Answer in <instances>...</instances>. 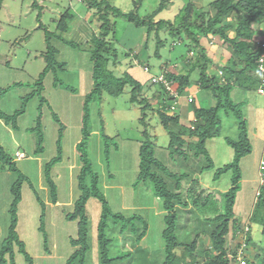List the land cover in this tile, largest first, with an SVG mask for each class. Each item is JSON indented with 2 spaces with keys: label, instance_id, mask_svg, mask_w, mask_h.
<instances>
[{
  "label": "rangeland",
  "instance_id": "1",
  "mask_svg": "<svg viewBox=\"0 0 264 264\" xmlns=\"http://www.w3.org/2000/svg\"><path fill=\"white\" fill-rule=\"evenodd\" d=\"M108 1L112 6L128 13L134 10V3L139 0ZM199 1L204 5L202 11L209 12L210 5L216 0ZM33 2L34 0H5L0 11V112L13 115L23 107L24 99L33 93L34 84L47 66L46 30L55 34L51 43L58 51L56 60L64 64L63 70H56L63 85L56 86V73H48L43 92L46 102L42 103L38 96L30 99L25 113L18 118V129H12L10 126L12 134L5 133L3 125L0 124V145L33 186L32 188L28 182L23 184L22 201L18 211L17 232L25 243L27 252L35 264H66L76 251L71 243L72 239L78 238V221H69L67 215L74 211V203L81 195L78 175L82 162L76 147L83 138L85 99L94 86L91 41L93 36L100 32L101 22L98 9L93 8L90 0H38L42 7L40 21L38 14L41 8H33ZM162 2L165 8L156 21H167L178 28L184 24L187 14H190V20L195 22L202 13L196 6L198 0H142L139 14L142 17L151 15ZM68 9H71L76 17L70 21L66 32H60L57 30L59 20ZM110 19L115 28L109 39L118 52L114 69L118 75L128 72L139 81L144 87L141 97L147 98L153 108L149 111L148 124L155 137L156 158L170 172L190 175V179L182 183L184 195L190 197V207L188 210L179 211L177 235L179 241L186 246L196 243L198 260L203 263L204 249H212L211 232L214 224L209 218H212L217 210L221 212L224 205L222 194L231 188L233 179L232 172L224 173L219 178H215V174L217 169L234 161V150L227 144L225 137L239 138L238 122L233 114H222V135L208 140L206 144L214 168L206 169L201 177L193 178V169L189 163L183 157L172 156L170 153V136L160 124L157 113L161 100L154 97L157 92H161L162 87L152 82L153 76L162 74L167 66H174L179 73H183L187 68L188 58L194 54L189 53L186 46V43H190L186 33L181 30V34L177 35L171 33L170 28H164L154 29L147 36L146 28H138L123 17L112 15ZM41 25L44 29L40 28ZM263 29L264 26L261 31ZM256 36L258 40L264 38V34ZM195 50L201 53L200 48L195 47ZM144 66H148L150 71L146 72ZM18 83L22 85L16 86ZM190 88L192 91L194 86ZM257 90L256 88L245 92L237 88L233 93L235 103L244 104L243 113L253 145L252 153L241 161V189L234 208L238 224L244 232L249 226L248 221L264 181V95L259 94ZM199 93L198 98L196 97L198 106L215 105L216 101L209 92L201 90ZM246 94L249 97L248 102L244 99ZM130 98L131 89L127 87L119 97L104 92L101 100L91 104L88 153L94 171L100 175V188L112 211L122 213L128 218L133 215L140 216L148 225L146 237L138 243L136 236L131 233L121 235V225L115 226L111 221L107 230L108 237L112 239L110 256L116 257L124 252L132 253L126 260L114 264H163L166 259V241L163 234L167 213L162 200L154 194L151 185L136 184L143 127L139 122L140 106L131 103ZM178 106L181 110L187 109L191 113L192 104L189 103L187 95L181 98ZM177 112L181 113L180 110ZM54 115L58 116L65 129L62 160L51 171V177L58 186L61 203L57 206L51 201L44 176L46 164L59 155L58 140L61 127ZM38 117H41L40 122L45 134V152L39 156L35 154L36 136L28 131L37 126ZM103 130L111 139L109 159L105 155L106 144L101 136ZM16 151L23 153L24 158L17 160ZM198 163L206 165L203 159H199ZM16 180L17 175L3 167L0 162V245L8 236L11 226V187ZM200 193L204 201L208 200L206 211L197 210L194 205L192 196L194 194L200 197ZM37 195L46 204V210H43ZM87 214L90 251L86 264H102L98 239L101 203L98 199L89 200ZM253 230L254 240L248 247H244L243 238L234 239L233 232L228 236L232 250H239V264L244 263V256L254 260L255 255L264 249V236L260 227L254 225ZM44 234L47 235L48 242L45 241ZM239 245L243 246L239 248ZM244 249H247L245 255ZM183 252L182 248L176 250L178 257ZM16 262L28 264L20 252L16 254Z\"/></svg>",
  "mask_w": 264,
  "mask_h": 264
},
{
  "label": "trees",
  "instance_id": "2",
  "mask_svg": "<svg viewBox=\"0 0 264 264\" xmlns=\"http://www.w3.org/2000/svg\"><path fill=\"white\" fill-rule=\"evenodd\" d=\"M4 1L0 0V11ZM90 3L93 8L98 9V18L101 26L100 32L95 34L91 41L90 53L94 86L85 99L82 128L83 138L76 147L80 153L82 162L78 175V186L81 195L74 203V211L67 215L69 221H78V238L72 239L71 243L76 248V251L66 264H86L87 254L90 251L87 204L91 198H96L101 203L98 239L102 264H114L120 260L124 261L132 255L131 252H124L116 257L110 256L109 247L112 244V239L108 237L107 230L111 221L115 226L121 225L119 229L121 235L127 232L131 233L136 236L138 243L148 233L147 222L142 217L133 215L128 218L122 213H114L112 211L105 194L100 188V175L94 171L93 163L88 153L91 135V104L96 100H101L104 92L113 97H119L124 94L127 87L131 89V103L140 106L141 118L139 122L143 127V141L139 151V175L136 184L144 183L151 185L154 194L162 200L167 213L165 216L166 229L163 234L166 241V259L163 264H239V250H232L229 246L228 236L233 232L234 239H237V237L243 238L244 247L251 245L254 240V225L260 227L261 234L264 236V181L256 201V206L248 221V230L244 232L238 224L234 208L238 192L241 189V161L252 153L253 145L249 136L248 123L243 113L244 104L235 103L232 98V92L234 88L247 91L259 89L262 81H264V75L259 71L257 63L264 51V40L254 38L255 33L264 34V30L261 31L264 26V0H216L210 5L211 10L209 12L202 11L195 22H192L190 14H187L184 24L179 28L167 21H156L157 16L165 8L163 2L156 11L146 17H142L139 14L142 0L136 1L134 3V10L128 13H124L117 7L112 6L108 0H101L100 2L90 0ZM33 8H41L38 14V20L40 21L42 7L38 4V0H34ZM112 15L123 17L138 28H146L147 36L154 29L162 30L170 28L171 33L177 35H180L181 30H183L190 41V43H186V46L189 48V53L192 52L194 56L188 58L185 72L179 73L173 66H167L166 76L170 81L174 82L175 89L181 98L187 95L190 87L197 86L200 90L209 92L216 101L214 106L209 107L198 106L194 99L192 102L189 101L192 104V119L190 126H184L181 125V114L177 111H172V105L175 103L176 98L164 92L163 87L161 92L156 93L154 97L161 100L157 109L159 121L170 136L169 150L172 156L178 155L179 157H183L186 162L190 158L196 160L203 159L206 165L202 166L201 173L206 169L214 168L213 160L206 147L208 140L222 135V114H233L238 122L239 138L232 139L225 137L227 144L234 150V161L217 169L215 174V178H219L224 173L232 172L233 179L231 188L222 194L224 205L221 212L217 210L212 218H209V221L214 224V229L211 232L212 249H204L205 261L203 263L198 260L196 243L194 242L186 246L179 241L177 235L179 211L181 209L188 210L190 207V197L184 195L182 186L183 181L190 179V175L188 173L179 175L170 172L155 156V137L150 132L148 124L149 111L153 108L147 98L141 97L144 87L128 72L118 75L114 69V65L118 59V52L114 48L113 42L109 39L115 28L114 23L110 19ZM75 17L76 15L72 10L68 9L61 15L57 30L66 32L70 21ZM40 28L44 29L42 25ZM231 33L234 36H231ZM54 35V33L46 30L48 47L45 58L47 66L41 73L39 80L34 84L35 89L33 93L24 99L23 107L13 115L9 116L0 112V119L6 125L11 126L12 129H18V118L25 113L27 102L30 99L38 96L42 103L46 102L43 92L45 91L44 81L48 73H56L57 68L63 70L64 64H60L56 60L58 51L51 43ZM202 38H207L210 41H213L215 38L222 40L223 48L229 51L231 55L226 65L219 64L209 56L208 50L202 45ZM181 39L183 41V38ZM195 47L200 48L201 53H197ZM213 67L221 70L222 75L219 72H213ZM54 84L56 86L63 85L58 79L57 73ZM19 85L22 84L18 83L16 86ZM67 88L73 90L71 87ZM181 98L178 105L181 102ZM54 118L61 127L58 140L59 155L46 164L44 176L50 190L51 201L53 204H57L59 200L58 186L51 177V171L62 160V139L65 129L58 116L54 115ZM40 121L41 117H38L37 126L28 130L36 136L37 148L35 154L37 156L45 152V134ZM101 136L106 144L105 155L109 159V142L111 139L105 134L104 130L101 132ZM0 162L3 167L17 175V180L11 187L13 195V202L9 211L11 226L8 236L0 245V264H17V252L23 254L28 264H35L34 259L27 252L26 245L20 239L17 232L18 211L22 201V187L26 182L31 186L32 184L1 145ZM201 196H203L202 193H200V197L193 194L194 205L197 210L202 209L206 211L208 200L204 201ZM37 198L42 204L43 210H46V204L38 195ZM215 209H217V206ZM43 229L44 225L42 224L41 230L43 231ZM44 236L45 241L48 242L47 235L44 234ZM243 245H239L238 247L240 248ZM181 248L184 252L178 257L176 250ZM243 253L245 255L247 249H244ZM244 260L245 264H264V249L255 255L254 260H249L245 256Z\"/></svg>",
  "mask_w": 264,
  "mask_h": 264
},
{
  "label": "crops",
  "instance_id": "3",
  "mask_svg": "<svg viewBox=\"0 0 264 264\" xmlns=\"http://www.w3.org/2000/svg\"><path fill=\"white\" fill-rule=\"evenodd\" d=\"M196 6L202 11V9H204V5H203V2L202 1H199L197 2ZM257 33H255L254 35V38L256 36ZM231 36H234L233 33L230 34ZM260 35V34H258ZM258 39V38H257ZM202 42V45L204 48H206L208 50V54L209 56L216 62H218L219 64L221 65H226L227 62L229 61L230 59V53L229 51H227L226 49L223 48L222 46V40L219 39V38H215L213 41H210L209 39L207 38H202L201 40ZM207 44V45H206ZM174 67V66H173ZM176 69V68H175ZM177 71H179L178 69H176ZM186 71V68L184 70V72ZM212 71L213 72H220L221 70L213 67L212 68ZM191 89V88H189ZM187 91V96L188 98L192 97L196 102H197V98L199 96V91H201L197 86H194V88H192V91L189 90ZM237 88H234L233 92H232V98H233V93L235 92ZM243 91H247V90H244L242 89ZM258 91V90H257ZM260 94V93H259ZM197 95V96H196ZM197 97V98H196ZM244 99L246 100V102H248L249 100V97L246 95H244ZM181 111V125H184V126H190V123H191V113L190 111L188 112L187 109H182L181 110V107H177V110L176 111ZM191 118V119H190ZM0 124L3 125V130L5 131V133H9V134H12V129L10 126L6 125L4 123L3 120L0 119ZM17 152H20V151H16L15 152V156H16V153ZM18 160V159H17ZM189 163V166L193 169L192 170V173H193V178H196L198 176H202V174L204 173H201V168H202V165H200V163H198V160L194 159V158H190L189 161H187ZM2 165V163H1ZM7 169V168H6ZM201 181V180H199ZM61 204L60 201L58 200V203L55 204L56 206ZM189 209V208H188Z\"/></svg>",
  "mask_w": 264,
  "mask_h": 264
},
{
  "label": "built area",
  "instance_id": "4",
  "mask_svg": "<svg viewBox=\"0 0 264 264\" xmlns=\"http://www.w3.org/2000/svg\"><path fill=\"white\" fill-rule=\"evenodd\" d=\"M263 40H264V38H263ZM257 63H258L259 71L264 75V51H263V53H262V55L259 58V60H258ZM143 68H144V70L146 72H149L150 71V68L148 66H144ZM166 72L167 71L165 69L164 72L162 74H160L159 76H153L152 82L154 84L160 85L161 87H163L164 92H166L167 94H169L171 96H174L176 98L175 103L172 105V111H176L177 110V107H178L179 99L181 97H180V94L178 93V91L175 89L174 82L170 81L167 78V76H166L167 73ZM219 73H220V75H222V71H220ZM258 92L260 94L264 95V81H262V84L260 85V87L258 89ZM192 100H193V98L190 97L189 98V101L192 102ZM16 158L18 160H21V159L24 158V154L21 153V152H17L16 153ZM238 259L241 260L240 258H238ZM243 264H245V262Z\"/></svg>",
  "mask_w": 264,
  "mask_h": 264
}]
</instances>
